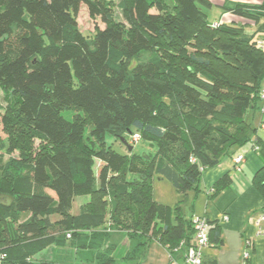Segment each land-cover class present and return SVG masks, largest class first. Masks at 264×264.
Here are the masks:
<instances>
[{
  "label": "trees",
  "instance_id": "trees-1",
  "mask_svg": "<svg viewBox=\"0 0 264 264\" xmlns=\"http://www.w3.org/2000/svg\"><path fill=\"white\" fill-rule=\"evenodd\" d=\"M113 2L0 0V264H52L31 257L67 240L111 264L101 243L122 230L133 257L151 239L172 252L193 237L182 204L203 171L234 146L263 151L246 115L264 92V0L214 21L208 0H118L123 22ZM81 5L104 27L79 31ZM154 176L174 186V207L154 201ZM252 182L264 195V167ZM230 184L224 173L209 199Z\"/></svg>",
  "mask_w": 264,
  "mask_h": 264
},
{
  "label": "crops",
  "instance_id": "crops-1",
  "mask_svg": "<svg viewBox=\"0 0 264 264\" xmlns=\"http://www.w3.org/2000/svg\"><path fill=\"white\" fill-rule=\"evenodd\" d=\"M263 46L264 41H262L264 49ZM246 120L255 129V136L260 139L263 147L264 99L259 102L257 109L247 113ZM239 156L242 157V160L236 162V158ZM263 167L264 148L263 151L257 153L253 150L250 141L234 146L217 165L203 171L199 182L200 191L198 193L200 196L197 197L198 193L193 191L189 192L187 200L191 209H193L191 199L200 198V202L204 206L197 213L191 211L188 216L182 209L184 216L187 219L194 215L206 216L210 221L215 222L216 228L219 230L218 237L215 236V230L212 231L210 243L203 249L202 264H264V237L256 234L257 215L259 212L264 213V195L252 182L254 174ZM227 172L230 174L231 184L215 199H209L207 192L213 187L215 181ZM224 214L228 215L226 221L221 218ZM86 235L89 236L82 237L92 238L91 232H87ZM78 242L76 241V243ZM76 243L67 240L62 243L50 244L34 254L31 259L51 261L52 264H99L94 260L93 250L77 247ZM249 243L253 245V251L250 259L246 261L243 258V253ZM101 245L103 249L109 250L113 257L111 264H183L184 250L180 248L169 252L166 245L155 239L145 241L142 246L136 249L138 251L134 257L130 255V252L134 250L135 243L125 234H112ZM119 250L123 251L121 257L116 255Z\"/></svg>",
  "mask_w": 264,
  "mask_h": 264
},
{
  "label": "rangeland",
  "instance_id": "rangeland-1",
  "mask_svg": "<svg viewBox=\"0 0 264 264\" xmlns=\"http://www.w3.org/2000/svg\"><path fill=\"white\" fill-rule=\"evenodd\" d=\"M118 0H114L112 3V16L115 21L123 22V15L121 10L116 6ZM210 3V6L203 7V10L207 14V17L210 21L217 20L222 15L223 6L226 4H230L231 2L235 1H246V2H259L260 0H208ZM152 13H154V9L151 10ZM77 25L79 28V31H81L85 35L92 34L95 29L97 28H103L104 24L101 22V20L98 17L91 16L86 8L85 5H81L78 15H77ZM264 47V46H263ZM2 100V93L0 92V101ZM74 112L65 111L63 114L67 117H71ZM6 136L2 131V126L0 123V139H4ZM108 143H110V138H106ZM114 149L124 151L123 147L119 144H114ZM146 147L143 146L141 143H138L136 146H134L135 151L145 150ZM96 168V167H95ZM152 197L154 201L162 204L167 205L170 207H174L176 202H178V195L176 193V190L174 186L171 184L170 181L166 179H158L157 177H153L152 182ZM200 196V193L197 194V197ZM87 195H80L76 196L74 199V202L72 204L71 213L76 214L79 212V207L81 204L86 202L88 200ZM193 201V209H191L188 205V200H186L182 204V209L185 211V214L188 216L191 211L194 213H197V211L204 206L202 202H200V198L197 199H191ZM4 202H8V198L3 199ZM109 212V207H108ZM25 215V214H24ZM23 215V216H24ZM109 217V213L106 215V219ZM125 234L126 230H122L121 232H114L113 234ZM106 239V238H105ZM70 242V241H68ZM117 257H121L123 255V251L119 250V253L116 254ZM10 264V263H9Z\"/></svg>",
  "mask_w": 264,
  "mask_h": 264
},
{
  "label": "built area",
  "instance_id": "built-area-1",
  "mask_svg": "<svg viewBox=\"0 0 264 264\" xmlns=\"http://www.w3.org/2000/svg\"><path fill=\"white\" fill-rule=\"evenodd\" d=\"M261 44V42H259ZM261 98L264 99V92L261 93ZM264 128V124H262ZM132 141L137 142L138 136L134 135ZM254 151L257 150L255 146ZM242 160V157L239 156L236 158V162ZM222 220H228V215H222ZM191 222L193 226V237L191 241L186 244L184 241L179 243V246L174 248L178 250L182 248L183 251V264H202L203 249L209 245V233L214 224L206 216H197L194 215L191 217ZM257 236L264 237V213L259 212L256 218ZM251 243L248 244L247 248L243 253L244 260H247L251 256Z\"/></svg>",
  "mask_w": 264,
  "mask_h": 264
},
{
  "label": "water",
  "instance_id": "water-1",
  "mask_svg": "<svg viewBox=\"0 0 264 264\" xmlns=\"http://www.w3.org/2000/svg\"><path fill=\"white\" fill-rule=\"evenodd\" d=\"M121 141L123 142L124 145L128 147V150L132 149V146L124 138H121Z\"/></svg>",
  "mask_w": 264,
  "mask_h": 264
}]
</instances>
